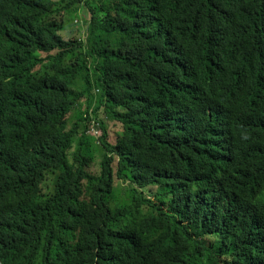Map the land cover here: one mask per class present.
<instances>
[{
	"label": "trees",
	"instance_id": "1",
	"mask_svg": "<svg viewBox=\"0 0 264 264\" xmlns=\"http://www.w3.org/2000/svg\"><path fill=\"white\" fill-rule=\"evenodd\" d=\"M0 264H264V0H0Z\"/></svg>",
	"mask_w": 264,
	"mask_h": 264
},
{
	"label": "rangeland",
	"instance_id": "2",
	"mask_svg": "<svg viewBox=\"0 0 264 264\" xmlns=\"http://www.w3.org/2000/svg\"><path fill=\"white\" fill-rule=\"evenodd\" d=\"M70 17L71 15L69 14L66 16L67 21L69 20L68 23L65 22L66 19H64L63 22L65 34L69 36L82 32L84 34L83 38H86V30L89 24V13L86 11V9L82 8L78 15L72 20H70ZM92 134L95 133L92 132Z\"/></svg>",
	"mask_w": 264,
	"mask_h": 264
}]
</instances>
